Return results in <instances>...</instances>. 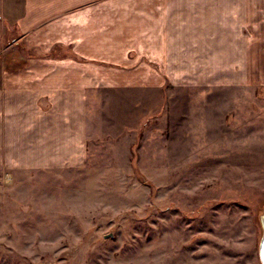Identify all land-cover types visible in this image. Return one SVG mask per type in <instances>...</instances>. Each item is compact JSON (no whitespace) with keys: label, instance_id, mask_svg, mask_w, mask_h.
<instances>
[{"label":"rangeland","instance_id":"374dc122","mask_svg":"<svg viewBox=\"0 0 264 264\" xmlns=\"http://www.w3.org/2000/svg\"><path fill=\"white\" fill-rule=\"evenodd\" d=\"M209 4L174 81L91 99L84 163L0 171V264H261L264 0Z\"/></svg>","mask_w":264,"mask_h":264},{"label":"crops","instance_id":"0c3cea01","mask_svg":"<svg viewBox=\"0 0 264 264\" xmlns=\"http://www.w3.org/2000/svg\"><path fill=\"white\" fill-rule=\"evenodd\" d=\"M212 1L0 0L11 37L0 45V171L84 163L91 99L174 81L193 39L183 24Z\"/></svg>","mask_w":264,"mask_h":264},{"label":"water","instance_id":"95a60500","mask_svg":"<svg viewBox=\"0 0 264 264\" xmlns=\"http://www.w3.org/2000/svg\"><path fill=\"white\" fill-rule=\"evenodd\" d=\"M260 222L262 225V237L259 243L258 255L260 263L264 264V214L261 215Z\"/></svg>","mask_w":264,"mask_h":264}]
</instances>
